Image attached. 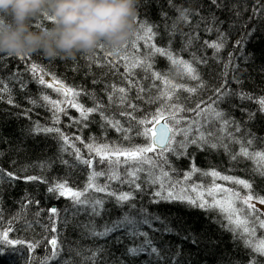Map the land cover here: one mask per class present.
Segmentation results:
<instances>
[{
    "label": "trees",
    "instance_id": "16d2710c",
    "mask_svg": "<svg viewBox=\"0 0 264 264\" xmlns=\"http://www.w3.org/2000/svg\"><path fill=\"white\" fill-rule=\"evenodd\" d=\"M218 4L219 7H212L208 0H137L139 21L136 20L133 33L138 23L152 26L157 33L154 40L157 46L168 48L185 60H192L193 52L206 60V63L194 65L200 77L198 81L184 75L166 57L159 55L152 61V71L185 85V88H196L194 93L179 91L177 102L187 108H194L201 101L205 105L211 104L215 111L222 112L233 122L229 131L234 136L241 141H252L250 151H264V114L260 113L258 104V100L264 98V0H218ZM182 9L190 13V23L179 20ZM198 11L199 16L195 15ZM47 23L49 21L42 16L34 21V26ZM207 26L213 31L207 32ZM197 32L198 38L185 50L186 34ZM133 33L129 38H133ZM218 33H223L224 47L216 52L207 48L203 41L219 39ZM245 33H251V36ZM139 35L144 36L146 32ZM238 40L244 41L239 48L235 46ZM137 42L143 51V41ZM110 51L115 50L97 47L91 52L79 53L73 59H50L36 52L28 55L27 60L3 52L0 78L8 83L9 90L0 93V176L4 171H11L21 179H0V223L7 228L13 218L21 215L22 202L38 201V204L28 205L23 212L32 223L31 229L25 226L23 219L17 218L11 226L24 231L10 238L25 239L27 233L28 238L40 241V246L34 254L23 246H5L0 251V264H44L48 257L45 238L53 235L61 242L63 251L59 261H49L48 264H264V256L254 252L246 243L249 239L235 225L229 224L222 214L201 209L187 201H166L156 197L154 193L160 189L144 182V173L137 181L142 185L140 189L130 183L109 180L107 175L97 177L95 184L98 187L106 185V191L89 189L85 197L90 201H103L99 216L93 215L88 205H74L69 197L48 191L56 183H66L74 190L84 191L93 171L111 173V165L102 162L87 145H143L145 140L136 136L134 131H116L97 113L91 114L87 121L80 120L78 111L66 104L63 105L66 114L59 113V122H56L54 110L42 97L48 95L52 99L64 100V96L54 87L40 85L28 65L35 63L45 74V80L54 76L69 88L83 90L85 94L77 97L76 102L85 107H92L96 101L102 102L107 105V115L119 120L125 128L129 124L135 128V122L117 114L123 110L121 107L108 103L106 86H124L119 75L114 76L107 68L96 66V62L102 63V57ZM14 72L16 76L12 75ZM137 72L138 79L150 74L142 70ZM17 77L23 78L26 87L20 88ZM140 83L148 86L150 94L154 93L152 84L163 87L162 81L154 79H143ZM222 85L223 93L217 97L214 90ZM137 91L133 90L130 95L134 97ZM241 94L252 99H242ZM9 96L14 103L7 102ZM136 103L138 109L133 115L137 120L150 116L156 107L150 103ZM252 113H256L254 118H251ZM184 115L198 119L204 128L210 123L213 132L219 130V122L210 112L204 114L208 123L204 117L197 118L192 113ZM37 125L57 128L69 139L64 142L56 132L36 133L34 128ZM235 125L239 126L240 132L234 131ZM125 135L130 139L125 140ZM237 147L231 143L227 150L189 146L184 156H169L171 180L182 181L185 185L206 182V186L217 178L204 173L216 170L221 175L250 180L252 194L264 197V177L254 172L253 163L242 157L235 161L231 159ZM84 160H92V166L89 167ZM193 166L198 171L188 181H183L181 174L188 173ZM126 168L124 164L117 166L124 180L129 179ZM26 176L39 179L28 181L23 179ZM167 183L165 180V186ZM180 188L178 185L176 191L179 192ZM122 192L131 193L132 199L117 201L116 197ZM52 208L57 209L55 215L49 211ZM125 215L140 221L137 232L146 235L133 236L129 234L130 230H120L108 237L91 235L93 230L102 231ZM145 218L148 224L142 223ZM53 223L56 233L50 231ZM131 247H144L145 251L131 255L127 252ZM152 248L156 249L155 253Z\"/></svg>",
    "mask_w": 264,
    "mask_h": 264
},
{
    "label": "snow or ice",
    "instance_id": "6c2138e0",
    "mask_svg": "<svg viewBox=\"0 0 264 264\" xmlns=\"http://www.w3.org/2000/svg\"><path fill=\"white\" fill-rule=\"evenodd\" d=\"M208 3L212 7H219L218 0H208ZM195 15L199 16V11L196 12ZM189 16L190 13L187 9L179 11L180 21L190 23ZM45 17L47 20L49 19L47 16ZM136 20L139 21L138 14ZM39 26L41 25H37V27ZM206 31L211 32L213 29L211 26H207ZM141 32H146V35L140 36L139 33ZM156 35L157 33L153 31L152 26L138 23V27L133 33V38H128L122 45H119L114 52H108L102 57V63L100 61L96 62L97 67L107 68L108 73H111L114 76H120L121 82L124 86L110 84L105 88L108 103L114 107H121L123 110L119 111L117 114L121 117H127L130 121L135 122L137 125L135 128H133L131 124L125 128L121 125L119 120L107 115V105H104L102 102L96 101L92 107H85L83 104L76 102L77 97L85 94L83 93V90L69 88L63 85L61 81L56 80L54 76L52 77L54 83L46 81L45 74L42 70L38 69L35 63H30L28 65L31 74L38 80L40 85L47 88H53L55 85V91L64 96V100L52 99L48 95L42 97V99L47 101L54 110L56 122H59V113L66 114L65 107H63V105L66 104L68 107L74 108L78 111L80 120L87 121L91 114L97 113L107 125L111 126L116 131L125 133L134 131L136 136L143 137L145 140L143 145H87L89 150L99 156L102 162L106 161L111 165V173L108 174L105 172L93 171L88 178V184L84 191L74 190L73 188L68 187L66 183H56L54 186L49 187L48 191L53 193L58 192L62 197H69L74 202V205H88L91 213L95 216H99L103 210V201H90L85 197V192L89 189L96 192L106 191V185L104 187H98L95 184L97 177L107 175L109 180L130 183L136 189H140L142 185L137 181L140 180V174L144 173V182L154 184L160 189L154 193L156 197H160L162 200L166 201H187L190 204L197 205L201 209L218 211L224 216L229 224L235 225L236 229L241 230L246 236L255 238L257 237V229L264 230V208H257V203L264 206V197H255L252 194L251 190L253 188V183L250 180L236 179L231 176L221 175L216 170H212L211 172L204 173V175L242 186L243 189L248 190L247 193L241 194L238 190L216 184L215 182H213L212 187L206 190L207 197H210L211 199H207L204 192H200L197 199H193L188 195L182 194L187 192L186 188H180L179 192L176 191L177 186L181 184V181L171 180L169 156H184L187 153L189 146H197L201 149L207 147L211 149L224 148L227 150L229 143L235 144L238 147L234 153L231 154V159L235 161L242 157L253 163L254 172L260 177H264V151H250L252 141H241L234 136L233 132L229 131V126L232 125L233 122L225 118L222 112L215 111L211 104L205 105L204 102L201 101V103L196 104L194 108H187L183 104L177 102V93L179 91L185 90L189 93H194L196 88H185V85L176 83L167 76H162L159 72L152 71L153 59L157 55L166 57L172 65L181 69L184 75L190 76L191 79L197 81L200 80V77L197 74L194 65L206 63L207 61L202 57L198 58L195 52L192 53V60H185L183 57L174 54L170 49L157 46L154 42ZM245 35L250 37L251 33H245ZM198 36V32L195 34H186L185 50L192 46ZM218 36L220 37L219 39L211 42L204 40L203 44L207 48L214 49L216 52L221 51L224 47L223 33H218ZM138 40L143 41V51H141L140 44L137 42ZM243 44V40H238L236 41L235 46L239 48ZM98 47L103 48V43ZM2 55L3 52H0V58H2ZM8 55L19 57L21 60L28 59V55ZM121 68L123 71H121ZM137 70H142L144 73L150 74L147 76H139L138 79ZM12 75L16 76L17 73L14 72ZM48 75L51 74L49 73ZM17 79L20 88L26 87L22 77H17ZM143 79L162 81L163 87H160L159 84H152L151 88L154 90V93L150 94L148 86L140 83V80ZM93 83H96V81L94 80ZM225 83L227 82L225 81ZM223 88L224 86L222 85L220 88L214 90L217 97L222 95ZM137 89L138 91L136 92V95L134 97L131 96L130 93ZM8 90V83H4L3 78H0V93ZM241 98L252 99V97L247 94H241ZM136 101L150 103L156 105V107L150 116L137 120V117L133 115V112L138 109ZM7 102L9 104L14 103L10 96ZM33 103H35V101H33ZM214 103L215 101H213V104ZM258 104L260 113L264 114V98H260ZM206 112L212 113L215 119L219 122V130L217 132L210 130L211 124L208 123L207 117L204 115ZM185 113H192L197 118L204 117L205 123H208V128H204L198 119H193L191 116L184 115ZM255 115L256 113H252L251 118H254ZM234 131L240 132L238 125H235ZM34 132H56L62 136L64 142H67L69 139L66 135L60 133V130L57 128L41 127L37 125L34 128ZM124 139L129 140L130 137L125 135ZM245 144L248 146H245ZM84 163L91 167L93 161L84 160ZM120 164L127 166L125 174L129 178L128 180H124L119 174L117 166ZM196 171H198V169L193 166L188 173H182L183 181H188L191 178V175ZM3 177H7L9 181L21 179V177L11 171H4L3 175L0 176V179ZM23 179L31 181L37 180L39 177L26 176L23 177ZM165 180L168 181L167 186H165ZM191 190L196 191V187L193 186ZM165 192L166 195L164 194ZM113 195L115 194L113 193ZM116 199L119 202H126L132 199V195L129 192H122L116 197ZM32 203L38 204V201L26 200L22 202L21 215L13 218V220L9 222L7 228H4L3 224L0 223V251H3L5 246H23L27 252L34 254L36 249L40 246V241L28 238L27 233H25V239H20L18 237L10 238V236H14L15 233L24 231L23 228L14 229L11 226L12 223H15L17 218L23 219L25 221V226L31 229L32 223L27 220L23 215V212L27 209L28 205ZM241 205L243 207H241ZM76 210L79 211V209ZM49 211L53 215L57 213V209L55 208H52ZM36 215L38 216L39 213H36ZM138 223H140V221L131 216L125 215L121 219L111 222L110 226H105L102 231L93 230L91 235L96 237H108L120 230H130L129 234L133 236L137 234L142 236L146 235L145 233L137 232L136 226ZM142 223L148 224V219L145 218ZM50 231L52 233L57 232L55 223L51 226ZM45 239L46 244L48 245V248L45 250L46 253H48V257L47 260L44 261V264H48L49 261H59L61 252L63 251L61 242L55 235L51 236V238ZM146 243H150V241H146ZM246 243L254 252L264 256V238H260L258 243H254L252 239L247 240ZM144 251V247H131L127 249V252L131 255H136ZM151 251L155 253L156 249L152 248Z\"/></svg>",
    "mask_w": 264,
    "mask_h": 264
},
{
    "label": "clouds",
    "instance_id": "9594fccd",
    "mask_svg": "<svg viewBox=\"0 0 264 264\" xmlns=\"http://www.w3.org/2000/svg\"><path fill=\"white\" fill-rule=\"evenodd\" d=\"M137 14V0H0V52L73 59L101 43L115 50ZM42 16L49 23L34 26Z\"/></svg>",
    "mask_w": 264,
    "mask_h": 264
},
{
    "label": "rangeland",
    "instance_id": "374dc122",
    "mask_svg": "<svg viewBox=\"0 0 264 264\" xmlns=\"http://www.w3.org/2000/svg\"><path fill=\"white\" fill-rule=\"evenodd\" d=\"M213 182H215L216 184H220V185H224L226 187L232 188L234 190H238V191L241 192V194H246L247 191H248V190L243 189L242 186L235 185V184H233L231 182H228V181H222V180H220L218 178L216 179V181H212V182L208 183L206 186H205L206 182H199V185H194V184L185 185V184L182 183V181H181L180 185H181L182 188H186L187 189V192H185L184 194L192 197L193 199H197L198 194L200 192H204L205 197L207 199H211L210 197H207L206 190L213 186ZM193 186L196 187V191H192L191 190L193 188ZM255 197H258V196H255ZM198 203H199V201H198ZM241 207H243V206L241 205ZM257 208H264V206H261V205H259L257 203ZM245 237H247L248 239H252L254 243H258L260 238H264V230L257 229V237H255V238H252V237H249V236H246V235H245Z\"/></svg>",
    "mask_w": 264,
    "mask_h": 264
},
{
    "label": "water",
    "instance_id": "95a60500",
    "mask_svg": "<svg viewBox=\"0 0 264 264\" xmlns=\"http://www.w3.org/2000/svg\"><path fill=\"white\" fill-rule=\"evenodd\" d=\"M46 81H49V82H53L52 81V77H48L47 79H46ZM54 83V82H53ZM56 86L54 85V88H55Z\"/></svg>",
    "mask_w": 264,
    "mask_h": 264
}]
</instances>
